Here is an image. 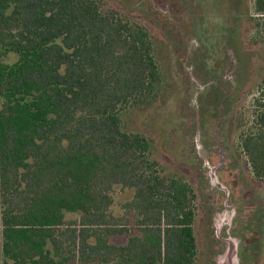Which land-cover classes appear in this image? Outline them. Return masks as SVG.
I'll use <instances>...</instances> for the list:
<instances>
[{
  "label": "trees",
  "instance_id": "16d2710c",
  "mask_svg": "<svg viewBox=\"0 0 264 264\" xmlns=\"http://www.w3.org/2000/svg\"><path fill=\"white\" fill-rule=\"evenodd\" d=\"M161 88L147 28L102 0H0V264H194L193 188L124 126ZM253 107L240 148L264 181V70Z\"/></svg>",
  "mask_w": 264,
  "mask_h": 264
},
{
  "label": "rangeland",
  "instance_id": "374dc122",
  "mask_svg": "<svg viewBox=\"0 0 264 264\" xmlns=\"http://www.w3.org/2000/svg\"><path fill=\"white\" fill-rule=\"evenodd\" d=\"M102 2L151 35L162 88L154 104L125 116L124 126L150 140L165 174L193 188L194 264H263L264 181L253 177L240 148L264 70L254 0ZM130 196L116 190V215ZM137 235L128 225V236Z\"/></svg>",
  "mask_w": 264,
  "mask_h": 264
},
{
  "label": "flooded vegetation",
  "instance_id": "af4514ba",
  "mask_svg": "<svg viewBox=\"0 0 264 264\" xmlns=\"http://www.w3.org/2000/svg\"><path fill=\"white\" fill-rule=\"evenodd\" d=\"M231 264H239V263H237V261H233ZM241 264V263H240Z\"/></svg>",
  "mask_w": 264,
  "mask_h": 264
}]
</instances>
